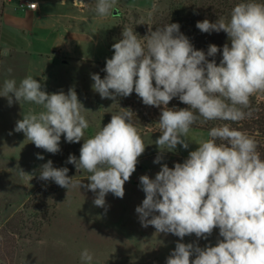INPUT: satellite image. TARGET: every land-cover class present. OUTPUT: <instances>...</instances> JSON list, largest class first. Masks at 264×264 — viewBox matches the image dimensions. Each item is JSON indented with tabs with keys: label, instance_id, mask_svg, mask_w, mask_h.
Wrapping results in <instances>:
<instances>
[{
	"label": "clouds",
	"instance_id": "obj_1",
	"mask_svg": "<svg viewBox=\"0 0 264 264\" xmlns=\"http://www.w3.org/2000/svg\"><path fill=\"white\" fill-rule=\"evenodd\" d=\"M116 5L117 0H96L94 12L99 17L115 16ZM196 27L202 33L227 34L230 45L224 44L219 65L207 59L221 51L218 46L210 44L207 54L196 50L178 23H167L149 29L143 38L133 28H123L122 39L112 45L114 55L106 59L105 77L91 75L92 88L102 99L115 101L134 91L144 105L163 106L156 124L161 133L155 141L160 150L156 164L165 151H175L177 145L189 147L186 137L200 118L242 121L252 115L251 110L244 111L250 97L264 92V2L241 0L230 19H205ZM0 96L10 106L13 98L42 106V111L18 120L14 130L49 153L61 151L62 135L68 143H79L89 127L74 88L66 94H50L37 79L26 76L19 84L5 80ZM175 97L188 107L169 108ZM121 109L92 137L83 139L79 159L68 157L67 163L90 174L88 184L69 177L67 167H53L51 160L41 165L39 178L68 190L85 187L96 194L97 207L105 206L108 193L122 199L125 182L136 171L146 146L135 126V113ZM208 137L183 163L172 168L162 164L154 178H139L145 193L135 209L139 221L143 227L153 226L156 233H171L181 240L192 234L207 239L219 229L222 239L215 246L177 242L166 264H264V158L257 141L227 123L212 127ZM37 159L44 157L37 154ZM19 175L28 182L34 178L20 168ZM81 260L91 264L93 256L85 249Z\"/></svg>",
	"mask_w": 264,
	"mask_h": 264
},
{
	"label": "rangeland",
	"instance_id": "obj_2",
	"mask_svg": "<svg viewBox=\"0 0 264 264\" xmlns=\"http://www.w3.org/2000/svg\"><path fill=\"white\" fill-rule=\"evenodd\" d=\"M38 1L42 2L40 16L34 20L20 4ZM240 2L117 0L122 17H99L94 12L96 0H71L68 4L63 0H0V90L5 80L15 79L19 84L26 76L37 79L50 94L61 91L66 94L74 88L85 108L82 114L89 122L84 130L85 140L109 123L111 115L122 111L121 108H130L146 146L138 158L136 171L125 182L124 197L108 193L105 206L97 207L93 203L96 194L87 188L68 190L39 178L41 165L51 160L53 167H67L69 177L88 184L90 174L67 163L70 154L79 159L84 140L68 143L62 135L61 151L56 154L37 148L23 132L14 129L24 115L38 113L42 106L19 103L14 98L10 106L8 99L0 96V264H85L81 260L85 249L93 256L91 264H166L177 242L204 248L215 246L222 239L218 228L207 239L192 234L181 240L171 233H156L153 226L141 225L135 211L145 198L139 180L142 175L154 178L162 164L172 168L175 163H183L201 140L209 138L208 131L200 128L205 123L203 118L191 126L186 137L187 149L177 145L175 151H165L161 163L156 164L153 161L160 150L155 141L161 135L156 124L163 106L144 105L134 91L128 97H116L115 101L102 99L92 88L91 75L105 77L106 59L114 55L112 45L122 39L123 28L131 27L143 38L149 29L155 31L167 23H178L180 32L196 50L207 54L210 44L218 46L221 51L207 59H215L219 65L224 44L230 45L227 34L202 33L196 24L205 19L210 22L219 17L230 19L233 7ZM37 7L38 11L39 4ZM7 10L9 15L4 19ZM56 35L61 41L51 52L48 40ZM69 48L71 53L67 52ZM252 96L264 102V92ZM168 107L188 106L175 97ZM37 154L44 159H37ZM19 168L34 178L30 182L23 179Z\"/></svg>",
	"mask_w": 264,
	"mask_h": 264
},
{
	"label": "trees",
	"instance_id": "obj_3",
	"mask_svg": "<svg viewBox=\"0 0 264 264\" xmlns=\"http://www.w3.org/2000/svg\"><path fill=\"white\" fill-rule=\"evenodd\" d=\"M249 110L252 112L251 117L242 121H206L204 124L200 125V128L209 131L212 127L227 123L230 127L241 130L249 136L254 137L258 145L257 151L260 152L262 158H264V102H259L251 96L250 106L248 109H244V111L247 112Z\"/></svg>",
	"mask_w": 264,
	"mask_h": 264
},
{
	"label": "crops",
	"instance_id": "obj_4",
	"mask_svg": "<svg viewBox=\"0 0 264 264\" xmlns=\"http://www.w3.org/2000/svg\"><path fill=\"white\" fill-rule=\"evenodd\" d=\"M69 1H71V0H63V2H65V4H68ZM38 4H39V10L38 11H37L38 7L36 9H34V10L26 9L29 13H31L33 15L32 18L34 20H36L40 16L38 12H40V5H42V2L38 1ZM7 12H8V10L5 11V14L3 16L4 19H6L8 17V15H9ZM48 41H49L48 43L50 45V48L49 49L52 52V51H54V48L56 46H59V43L61 41V38L58 35H56L55 37L54 36H51V39L48 40ZM67 52H70L71 53L70 48L67 50Z\"/></svg>",
	"mask_w": 264,
	"mask_h": 264
},
{
	"label": "built area",
	"instance_id": "obj_5",
	"mask_svg": "<svg viewBox=\"0 0 264 264\" xmlns=\"http://www.w3.org/2000/svg\"><path fill=\"white\" fill-rule=\"evenodd\" d=\"M30 4H36L37 5V3H35V2H31V3H25V2H22L20 5H21V8H26V9H31V10H34V9H36L35 8V6H31Z\"/></svg>",
	"mask_w": 264,
	"mask_h": 264
},
{
	"label": "water",
	"instance_id": "obj_6",
	"mask_svg": "<svg viewBox=\"0 0 264 264\" xmlns=\"http://www.w3.org/2000/svg\"><path fill=\"white\" fill-rule=\"evenodd\" d=\"M115 14V13H114ZM113 17H122V14H121V12H119V10H118V13L117 14H115V16H113ZM58 54L60 53L59 51H56ZM64 62H67V61H64Z\"/></svg>",
	"mask_w": 264,
	"mask_h": 264
}]
</instances>
